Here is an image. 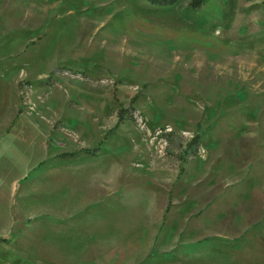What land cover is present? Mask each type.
Instances as JSON below:
<instances>
[{
    "label": "rangeland",
    "instance_id": "1",
    "mask_svg": "<svg viewBox=\"0 0 264 264\" xmlns=\"http://www.w3.org/2000/svg\"><path fill=\"white\" fill-rule=\"evenodd\" d=\"M190 2L0 0L4 113L20 85L24 121L52 126L50 151L94 159L82 173L97 207L152 195L174 205V226L193 215L182 240L220 233L179 264H264V0ZM120 108L133 120L117 125ZM30 246L16 239L0 264H59Z\"/></svg>",
    "mask_w": 264,
    "mask_h": 264
},
{
    "label": "crops",
    "instance_id": "2",
    "mask_svg": "<svg viewBox=\"0 0 264 264\" xmlns=\"http://www.w3.org/2000/svg\"><path fill=\"white\" fill-rule=\"evenodd\" d=\"M2 86L0 82V251L22 239L31 246L43 245L48 263L179 264L195 258L190 246L219 238L218 231L208 228L201 236L182 240L179 235L186 234L193 215L183 213L174 226V205L157 208L152 195L148 206L97 207L93 198L98 199V185L84 180L82 173V162L94 159L78 151L63 157L66 152L58 153L59 146L50 151L52 126L24 121L20 85L14 88L15 107L4 113ZM161 149L164 157L177 158ZM118 180L113 175L109 181L115 185ZM172 180L166 178V190ZM84 188L92 195L84 196ZM115 189L108 191L106 185L104 192L111 196ZM30 250L35 252L34 247Z\"/></svg>",
    "mask_w": 264,
    "mask_h": 264
},
{
    "label": "trees",
    "instance_id": "3",
    "mask_svg": "<svg viewBox=\"0 0 264 264\" xmlns=\"http://www.w3.org/2000/svg\"><path fill=\"white\" fill-rule=\"evenodd\" d=\"M148 2L149 5L151 6H157V7H166V6H171L176 4L179 0H146ZM250 1V0H248ZM204 0H191V2L189 3V6H191L192 8H198L199 6H201L203 4ZM135 97H133V99L131 100V103H133L135 101ZM126 111V109L124 108H120L118 110L117 113V117H118V121H117V125L121 122H123L126 119H131L133 120V117L131 116H125L123 113ZM199 141V136H194L189 142L186 143V148H192L193 146H195L197 144V142ZM102 144V141L99 142V144L93 148V149H84L81 150V152L85 153V154H92V155H96V153L100 150V146ZM61 156L65 157V156H71L70 153H64ZM179 160H183L182 157L178 158ZM169 208H167L168 210Z\"/></svg>",
    "mask_w": 264,
    "mask_h": 264
}]
</instances>
